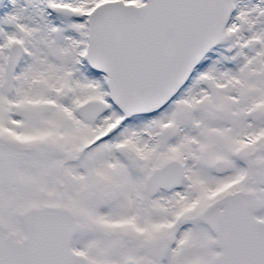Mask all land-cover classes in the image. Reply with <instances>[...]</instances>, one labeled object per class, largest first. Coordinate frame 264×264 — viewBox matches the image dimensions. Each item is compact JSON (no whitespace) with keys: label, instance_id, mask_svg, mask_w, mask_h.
Segmentation results:
<instances>
[{"label":"snow or ice","instance_id":"1","mask_svg":"<svg viewBox=\"0 0 264 264\" xmlns=\"http://www.w3.org/2000/svg\"><path fill=\"white\" fill-rule=\"evenodd\" d=\"M0 264H264V0H0Z\"/></svg>","mask_w":264,"mask_h":264}]
</instances>
